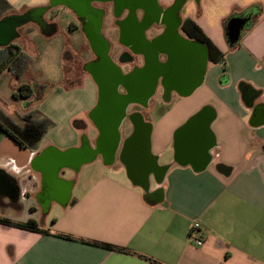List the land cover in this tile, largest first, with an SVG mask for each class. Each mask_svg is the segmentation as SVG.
I'll use <instances>...</instances> for the list:
<instances>
[{
  "label": "crops",
  "instance_id": "obj_1",
  "mask_svg": "<svg viewBox=\"0 0 264 264\" xmlns=\"http://www.w3.org/2000/svg\"><path fill=\"white\" fill-rule=\"evenodd\" d=\"M7 2L3 18L22 23L11 44L34 63L23 81L0 78L12 84L0 100L56 127L35 152L0 129V220L39 229L0 224V264H264V0L108 1L86 17L64 1ZM63 24L83 41L66 42L54 76L24 79L28 38L53 40ZM23 84L37 93L15 99ZM112 97L127 106L119 139Z\"/></svg>",
  "mask_w": 264,
  "mask_h": 264
},
{
  "label": "trees",
  "instance_id": "obj_2",
  "mask_svg": "<svg viewBox=\"0 0 264 264\" xmlns=\"http://www.w3.org/2000/svg\"><path fill=\"white\" fill-rule=\"evenodd\" d=\"M12 10L13 7L7 0H0V19ZM182 30L188 37L205 43L209 48L211 61L216 64L220 63L217 57H223V55H221L219 49L202 33L195 22L189 19L185 20ZM33 63V59L16 44L0 48V78L9 72L15 78L20 79ZM35 93L36 88L23 84L13 96L15 99L29 98ZM76 126L80 127L81 123L76 122ZM55 127V122L38 109L26 114L16 113L15 115H9L0 107V129L24 150L32 152L39 150L45 136ZM0 224L39 232L38 226L34 221H31L26 226L16 225L6 220H0Z\"/></svg>",
  "mask_w": 264,
  "mask_h": 264
},
{
  "label": "rangeland",
  "instance_id": "obj_3",
  "mask_svg": "<svg viewBox=\"0 0 264 264\" xmlns=\"http://www.w3.org/2000/svg\"><path fill=\"white\" fill-rule=\"evenodd\" d=\"M58 1H64L68 5L77 6V8H79L82 6V4H85L88 0H58ZM126 1L127 0H121L117 5H120L121 2H126ZM60 28H61V32L57 36H55L53 40H49V39L46 40L41 36L28 38L29 42L26 43V50L29 52V54H31V56H33L36 63L34 68H32V70L28 72V74L24 77V79L27 80L29 79V77H31L33 79L40 80L46 74L54 76L58 70L57 65L65 63V61L62 60L60 61L58 58H55V56L65 53L63 52V50L65 46H67L69 43L80 44L81 41H83V37L80 34H74L70 32L67 26H65L64 24L61 25ZM68 41L69 43H66ZM50 56L51 58H48ZM20 81H23V78L20 79ZM11 87L12 84L8 85L7 82L4 80L2 84H0V98L1 97L3 98L1 94L3 92L9 91ZM2 100H0L1 107L4 106L2 103L4 101ZM41 102L39 104H41ZM17 106H18V102L14 100H9V106H4V108L9 110L11 114L15 115L14 110L19 111V109H17Z\"/></svg>",
  "mask_w": 264,
  "mask_h": 264
},
{
  "label": "water",
  "instance_id": "obj_4",
  "mask_svg": "<svg viewBox=\"0 0 264 264\" xmlns=\"http://www.w3.org/2000/svg\"><path fill=\"white\" fill-rule=\"evenodd\" d=\"M97 1L102 2L105 0H88L85 4H82V6L79 8H77V6H71V5L70 6L73 7L78 12V14H80V16L86 17L89 15H92L93 13L94 14L98 13L99 15H101L99 12H96V10L92 9L91 7L92 3L97 2ZM146 3H148V0H146ZM181 3H182V0H180V3L178 4V6L179 5L181 6ZM244 24H245V20L241 17L234 18L228 23L227 37L231 45H235L238 42ZM21 26H22V23H16L13 20V18H3L2 20H0V35L5 38L4 41H1L2 43H0V45L2 47H6L10 45L13 42V40L16 38V30ZM105 59L106 58L104 57L103 60ZM115 81L116 82L112 88H117L120 85V83H122L123 80L121 77L118 76L117 78H115ZM100 87H103V86L101 85ZM105 88L106 86L104 85L103 89ZM112 99H113V103H115L116 107L118 108L116 111L117 113L116 124H113V126H111L112 131H110V133L113 138L116 137L119 139V128L124 118V115L126 113L127 106H126V102H124L122 99L116 100L113 97ZM106 101H107V96H105L104 92L102 91L101 97L99 99L98 108H102L103 106H105L107 103Z\"/></svg>",
  "mask_w": 264,
  "mask_h": 264
},
{
  "label": "flooded vegetation",
  "instance_id": "obj_5",
  "mask_svg": "<svg viewBox=\"0 0 264 264\" xmlns=\"http://www.w3.org/2000/svg\"><path fill=\"white\" fill-rule=\"evenodd\" d=\"M108 1H112V6L114 7L115 5L121 8H128V7H135V6H143L144 4H146V0H127L126 2H121L120 5H117L121 0H108ZM108 1H97L94 2L98 5V11L104 12L106 10L107 5L109 4ZM129 63L133 65V70H135V72H139L141 70H139L141 68V66H139L138 61H137V57L135 56H130L129 59Z\"/></svg>",
  "mask_w": 264,
  "mask_h": 264
},
{
  "label": "built area",
  "instance_id": "obj_6",
  "mask_svg": "<svg viewBox=\"0 0 264 264\" xmlns=\"http://www.w3.org/2000/svg\"><path fill=\"white\" fill-rule=\"evenodd\" d=\"M196 245L197 246H202L203 245V241L202 240H196Z\"/></svg>",
  "mask_w": 264,
  "mask_h": 264
}]
</instances>
